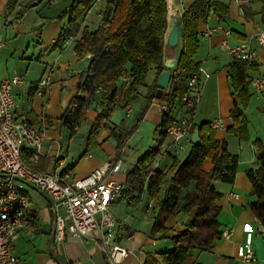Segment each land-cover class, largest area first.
Here are the masks:
<instances>
[{
  "label": "crops",
  "instance_id": "0c3cea01",
  "mask_svg": "<svg viewBox=\"0 0 264 264\" xmlns=\"http://www.w3.org/2000/svg\"><path fill=\"white\" fill-rule=\"evenodd\" d=\"M194 1H174L180 29L183 14ZM213 1L221 5V11L210 14L207 20L199 22L200 48L195 63L211 77L202 82V99L193 123L194 125L209 123L212 127L214 121H219L220 125L215 129V138L227 145L230 154L238 157L239 166L234 183L213 184L216 191L222 195L216 202L220 209L218 221L222 226V233L231 232L230 239L217 240L209 249L191 250L183 264H264V232L261 231L260 224L249 208L250 204L256 201V197L252 195L253 187L246 174L248 169H255L258 166L254 141L260 139L264 143V91L257 94L249 84L250 78L264 77V48L255 45L257 62L253 65L257 69L247 72L251 95L245 110L250 120V137L247 140H241L236 134L229 132L233 127L231 112L235 102L239 103V100L232 95L228 74V67L233 58L220 49L221 43L226 39L231 46H237L255 38L264 30V0ZM9 2L10 0H0V41L5 43V47L0 50V81L14 76L23 79L22 83L14 88L18 103L15 114L19 119L28 120L44 131L45 143L35 169L50 173L58 168L59 175L69 182L85 178L106 163L115 160L117 148L107 127L117 125L111 124L109 118L107 127L99 131L96 139L98 148L86 152V141L91 125L99 117L101 108L92 105L87 112V121L77 129L74 137L61 124L62 116L77 94L82 73L92 58L89 55L82 61L77 59L75 47L80 34L61 41V36L68 30V17L61 19V16L74 0H19L12 12L7 9ZM177 3H180L182 9ZM97 9H104V5L97 6ZM7 18H17L20 22L5 27L4 22ZM99 23L100 20L89 11L81 20L82 28L88 27L93 31L98 28ZM219 27L224 31H230L231 36L226 38L224 31L218 30ZM213 30L217 32L210 37L205 35L206 32ZM181 51L182 45L178 55H175L167 45L165 47L164 65L168 70L174 67L171 70L172 76L178 66ZM155 73L154 69L151 70L147 79L155 80ZM44 78L50 82V86L40 96L37 86ZM121 97V94L118 95L116 103ZM164 104L163 101L155 100L145 118L161 125L163 115L161 110ZM115 107L116 104L113 108ZM132 113L133 108L127 110V117L129 118ZM185 115L182 97L172 116L181 118ZM86 123L82 147L76 150L73 141ZM65 134L69 135L66 144L63 138ZM171 143H168L159 168L165 165L164 160L168 159V156L172 160V156L175 155L168 153ZM125 151L126 149L119 160L126 163L127 171L112 176L115 181L124 185L127 196L132 199L131 203L127 200H118L112 206L114 216L122 223L123 235L131 237V240L125 241L124 244L131 249L132 254L123 264H145L149 255L162 264L161 256L172 250L170 239L184 231L196 212L169 216L165 222L168 233L165 236L155 233L154 225L159 212L158 200H151L145 194L137 203L134 201L136 194L127 193L128 175L143 157L134 163L128 160ZM25 159L27 161V156ZM213 168L210 160L204 162L205 172H210ZM169 187L168 184L164 185V195ZM26 193L34 218L28 226L32 228L24 231L15 245V254L21 264H110L99 245L98 231L89 237L69 236L64 243H55V216L50 201L35 189L31 192L27 189ZM248 233L253 234L252 246L257 258L253 263L244 262L238 257V248L245 242Z\"/></svg>",
  "mask_w": 264,
  "mask_h": 264
},
{
  "label": "trees",
  "instance_id": "16d2710c",
  "mask_svg": "<svg viewBox=\"0 0 264 264\" xmlns=\"http://www.w3.org/2000/svg\"><path fill=\"white\" fill-rule=\"evenodd\" d=\"M96 1L74 0L61 16V19L68 17V30L61 36V41L80 34L75 47L77 59L82 61L89 55L92 57L82 73L77 94L61 118V124L74 137L77 129L87 121V112L92 105L100 107V115L91 125L86 141V152H90L98 148L96 139L99 131L107 127L115 104L127 111L138 103L141 112L132 125L124 122L121 126L107 127L117 143L115 161H118L156 100L158 85L149 88L146 95L140 91L141 88H148L146 81L149 72L154 69L160 76L167 70L164 57L169 8L167 0H107L98 28L94 31L88 27L82 28L81 20ZM18 2L10 0L8 11L12 12ZM221 9V5L213 0H195L184 12L180 29L182 51L176 69L179 77H172L169 90L160 100L168 107L160 125L162 140L158 148L146 154L128 175L127 193L136 194L135 202H140L145 194L151 200H158L155 233L163 236L168 233L165 222L169 216L196 212L184 231L170 239L172 250L161 256L162 264H183L191 250L209 249L220 240L222 226L218 221L220 209L216 202L222 195L213 184L234 183L238 171V157L229 153L225 143L216 140L215 130L209 123L193 126L192 135L199 130L201 144L195 146L191 143L185 160L172 156L167 169H151L168 137L167 131L174 119L172 113L187 92V82L199 71L195 63L200 48L199 22L207 20L211 11L217 14ZM251 69L257 67L236 59L228 67L232 95L239 100L231 112L233 127L229 132L241 140L250 137V120L245 110L251 99L247 83V72ZM111 92H114L113 99L108 101ZM120 94L122 97L116 103ZM104 121L106 124H103ZM254 145L258 166L248 169L246 174L256 201L249 208L264 229V143L258 139ZM206 160H210L214 166L210 172L203 170ZM167 184L170 187L161 199L163 187ZM145 264L159 263L149 255Z\"/></svg>",
  "mask_w": 264,
  "mask_h": 264
},
{
  "label": "built area",
  "instance_id": "2783aa9c",
  "mask_svg": "<svg viewBox=\"0 0 264 264\" xmlns=\"http://www.w3.org/2000/svg\"><path fill=\"white\" fill-rule=\"evenodd\" d=\"M106 2L107 0H97L89 13L101 20L104 9H97V6L105 7ZM213 13L211 11L210 14ZM19 22L17 18H7L4 26L9 27L12 23ZM218 30L223 29L219 27ZM215 32L217 30L208 31L205 35L210 37ZM224 33L226 38L231 36L230 31L226 30ZM255 45L264 48V30L255 38L237 46H231L226 39L221 43L220 49L233 59L253 64L257 62ZM4 47L5 43L0 41V50ZM176 69L173 72L174 78L179 77ZM210 77L199 68L189 78L187 92L183 96L186 115L174 118L169 125L167 132L172 143L168 153L182 155L186 146L191 143L193 118L202 99V82ZM22 81L20 76L0 81V264H21L15 254V245L22 233L32 228L28 226L34 218L24 186L37 190L50 201L55 216V243L62 244L69 236L89 237L98 231L99 245L109 263L123 264L132 254L131 249L124 244L131 237L123 235L122 223L114 216L112 206L118 200L131 203L132 199L127 196L124 185L115 181L112 176L126 172V163L113 160L87 177L72 182L59 175L58 168L50 173L35 169L45 143V134L41 127L19 119L15 114L18 103L14 88ZM249 84L257 94L264 91V77L250 78ZM49 86L50 82L46 78L42 79L37 86L38 94L42 96ZM167 110L168 107L164 104L161 112L165 113ZM219 125V121H214L212 129H217ZM160 163L161 161L154 163L151 169H157ZM58 164L61 165L60 162ZM230 236L231 232L225 231L220 239L227 240ZM252 245L253 234L248 233L245 242L238 248V257L244 262L257 261Z\"/></svg>",
  "mask_w": 264,
  "mask_h": 264
},
{
  "label": "rangeland",
  "instance_id": "374dc122",
  "mask_svg": "<svg viewBox=\"0 0 264 264\" xmlns=\"http://www.w3.org/2000/svg\"><path fill=\"white\" fill-rule=\"evenodd\" d=\"M177 4L179 5V8L182 9L180 6V3H177ZM99 6H101V5H99ZM173 11L175 12V10H173ZM172 24H170V17H169L166 39L168 37V34H169V31H170ZM173 68L174 67H172L171 70H173ZM155 74H156L155 80L153 78L147 79L146 82H147L148 88H141L140 91L143 95H146L148 93L149 88H152L153 86H155V84L157 85L160 76L158 75L157 71ZM140 112H141V108H140V105L137 103L133 106V113L128 118L127 117V111L122 109L119 106H116L111 111L110 122H111V124H115L117 126H121L125 122L128 126H130L134 123L136 118L139 116ZM86 126H87V123L83 126V128H82L80 134L77 136V138H75L73 141L74 146L76 147L75 148L76 150H79L82 147V144H83V138L82 137L85 136ZM107 130H109V129H107ZM161 132H162V130L160 128V125H157L155 122L151 121L150 119L145 118L144 121L141 123L138 131L130 138V140L127 143V146L125 148L126 149L125 152H126L128 160L136 163L139 159L144 157L150 151L158 148V146L162 140ZM63 138H64V144H66L67 139L69 138V135L65 134L63 136ZM112 142H113V144H115V146L117 145V143L114 139H112ZM169 142H171V139L169 137H167L165 139V141L163 142V145L160 149L159 155L155 159V163H157L161 160L163 154L166 152V150L168 148ZM174 151H175V149L172 150V152H174ZM189 151H190V145H187L184 154L177 155V156L175 155V156L179 160L183 161V160H185V158L189 154ZM171 161H172L171 157L168 156V159L164 160L165 165L162 168L163 169L168 168L171 165ZM24 188L26 190L28 189V191H30V192L32 190L28 186H24ZM163 196H164V192L161 193V196H160L161 199L163 198Z\"/></svg>",
  "mask_w": 264,
  "mask_h": 264
},
{
  "label": "water",
  "instance_id": "95a60500",
  "mask_svg": "<svg viewBox=\"0 0 264 264\" xmlns=\"http://www.w3.org/2000/svg\"><path fill=\"white\" fill-rule=\"evenodd\" d=\"M166 45L168 48L175 54H179V49L181 45V37H180V24L179 20L176 18L173 20V24L170 28ZM171 68V67H170ZM172 80V72L171 70L164 71L158 80V89L155 94L156 100H161L165 91H167L170 87V83ZM114 92H111L108 96V101H111L113 99ZM192 145L198 146L201 144V138H200V132L199 130H196L192 136L191 140ZM262 232H264V229H261Z\"/></svg>",
  "mask_w": 264,
  "mask_h": 264
},
{
  "label": "bare ground",
  "instance_id": "6f19581e",
  "mask_svg": "<svg viewBox=\"0 0 264 264\" xmlns=\"http://www.w3.org/2000/svg\"><path fill=\"white\" fill-rule=\"evenodd\" d=\"M175 0H167L168 2V8H169V17H170V21L173 23L174 18H176V12H174L173 10H175V5H173ZM180 17V16H179ZM178 18V16H177Z\"/></svg>",
  "mask_w": 264,
  "mask_h": 264
}]
</instances>
